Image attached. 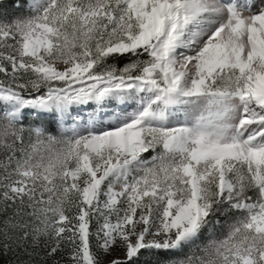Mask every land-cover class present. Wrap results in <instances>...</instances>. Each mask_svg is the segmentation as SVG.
<instances>
[{
	"label": "snow or ice",
	"instance_id": "obj_1",
	"mask_svg": "<svg viewBox=\"0 0 264 264\" xmlns=\"http://www.w3.org/2000/svg\"><path fill=\"white\" fill-rule=\"evenodd\" d=\"M0 264H264V0H0Z\"/></svg>",
	"mask_w": 264,
	"mask_h": 264
}]
</instances>
